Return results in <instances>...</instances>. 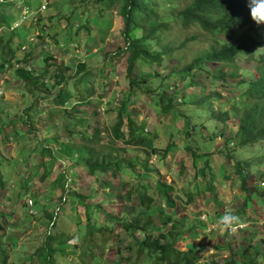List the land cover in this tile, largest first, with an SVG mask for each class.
I'll return each mask as SVG.
<instances>
[{"label":"trees","instance_id":"trees-1","mask_svg":"<svg viewBox=\"0 0 264 264\" xmlns=\"http://www.w3.org/2000/svg\"><path fill=\"white\" fill-rule=\"evenodd\" d=\"M17 1L22 0H0L2 11L0 12V74L5 73L7 70L11 73V76L13 75V77L10 76L7 79L6 83L8 84L11 80L16 79L14 84L17 86L24 85L34 98L38 97L39 100L54 99L56 112L65 116H68V113H70L67 111L70 107H72L70 110L72 112L79 107V104L91 109L84 116L75 118L74 121L66 119V122L63 124V129L67 132L68 136L65 142H60L59 153H61L62 158L74 163L69 168L75 166L82 167L87 177L96 179V181L99 180V176H109L112 179L119 176V181H121V178L127 171L135 173L137 167L142 172V174H135L139 180L137 187H133L132 191H127V199L131 201L134 196L137 203L131 209L134 210L129 217L125 212L120 217L114 215L113 212L107 213L101 209V200L96 204H91L93 209H96L105 216V220L116 224L115 227L124 233L122 239L126 238L125 240L127 241V248L124 249H126L127 253L130 252L129 255L131 257H122L119 253L115 263L264 264V251H262L264 241L261 239L255 241V238H257L256 230L248 232V234L243 236L237 234L239 240H237L236 246L229 242L228 237L232 238L229 233L220 231L222 236H225L223 243L226 248L223 249V252L226 251L228 253L225 258L220 260H217L218 255H220L219 253L214 254V258L202 259L201 253L197 254L199 250L197 249L198 246L194 244L189 245L185 251L177 248L176 243L185 239V235L193 237L200 235V232L204 231L211 217L206 216V223L198 220L200 224L188 227L184 225V217L173 219L172 215L176 207L175 197L171 195L173 194V189L165 182H160V180L155 183L157 186L155 190L158 195L164 198V208H169L171 214H167L161 205L153 209L154 198L148 194L151 185L149 172H152L150 166H148V159L146 157H135L127 160L120 155V153H123L121 151L127 150L126 146L140 147L143 155L146 153L147 157L150 156V153L152 155L158 154V149L156 148L147 149L151 145V140L154 141L155 134L147 133V131L144 133L146 123L136 124L128 112L129 107L133 103V98L137 94L143 93L153 101L154 106L160 113L169 115L168 124L164 125V129L169 133L168 140L171 142L164 148L162 158H167V155L174 146L172 138L176 137L173 133L177 130L187 139V142L182 140L186 151H190L194 159H203L205 166L208 165L212 153H218V155L220 154L222 157L231 160L232 173H235L240 178L244 193L249 192L242 197V201H240L242 204L235 209L234 214L239 215L245 220L247 218V210L250 209L252 201L256 200V203L263 202L264 190H260V187L252 191L247 189V178L249 175L245 169L250 166L249 163L241 162L232 156V151H235L237 148L245 149L246 147H251L253 151H255L254 147L263 146L264 148V53L256 56L253 55L255 51V53L261 52L257 49L260 40L262 37L264 38V33L257 30L259 25L254 23L250 17L248 0H78L83 4L86 2L100 4V12H97L99 16L105 11L115 9L122 23L119 34L123 40V46L116 47L112 56L116 58L126 57L125 77L128 83V90L121 92L122 97L117 107L114 108L116 113L115 123L105 129L101 125L99 126V120H90V118L99 117V110L95 106V103L92 102L93 99H90L91 92L87 95L88 100L83 97L79 102L72 103L73 95L66 87V84L70 80H73V78L66 76L65 73L68 67H65L63 63L54 64L53 57L46 54L44 55V65L41 70L39 68L36 70L34 67L30 68L31 61L35 59L34 57H38L34 56L36 53L34 51L23 53L22 58L15 59L17 50H20L22 46L24 47L20 40L17 47L12 48L13 39L16 35L20 37L18 33L21 29H17V32L16 29H9L12 26V18L7 15L9 14L8 12L7 14L5 13L3 7L9 6L16 12H20V10H17L18 7L14 8L13 6ZM25 1L27 4L28 0ZM180 1L188 2L182 6ZM46 4V6L51 7L53 2L48 1ZM180 5L182 7L177 8ZM162 10L166 11L162 12ZM75 11L74 9L71 14L73 15ZM28 12L30 11L28 10ZM47 17L48 19H52L53 14H48ZM67 20L69 26L73 24L69 17ZM5 24L6 26L3 27ZM78 26L86 29L88 27L86 22H80ZM174 27H178L181 32L186 34V37L180 42H178V38H172L171 31ZM192 28H195L204 35L203 43H206V45L204 44L205 48L197 52L195 58L189 64L184 65V67L178 66L175 70L168 73V75L177 76L182 81L184 80V87L193 86L195 89L192 93L180 98L179 92L176 89H173L169 93L166 85L148 84V81L158 73L157 70L155 71L152 68L153 64L159 65L165 59L169 62L174 53L180 52V49L185 47L188 42L199 39L200 36L198 34L191 32ZM239 30H242L239 37L233 38L232 41L226 39L228 36L231 39L230 31L239 32ZM3 34H7V38H4ZM76 41H79V39L76 38ZM27 44L29 43L27 42ZM70 44L71 42L66 45ZM246 55H249L250 59L256 61V73L258 77L254 76L247 83L243 80L240 82V85L247 86L241 95L237 96L238 99H241V106H232L236 109L232 114H229L227 108L218 107L217 114L215 111L210 112L208 109H203L205 104L208 107L213 106L212 100L219 101L217 100L218 98H221V100L227 99L223 95L221 96L220 92L210 91L212 81L208 80L209 75L213 78L212 80H220L224 82L225 86L229 85L231 78L225 79L224 67L233 66L239 56ZM109 56L110 54H107V58ZM208 64H214V66L209 67ZM136 67L143 69L137 75L135 74ZM146 67H150V69L146 70ZM92 69V67H89L84 62L78 63L75 69L78 78L74 79V85L80 84L85 76L90 75ZM100 69H103V67ZM49 73H51L50 78H47ZM199 75H205L207 82L203 84L198 83L196 77ZM230 75L235 76L233 71L230 72ZM50 80L52 81L51 84H49ZM202 89H204V93ZM36 105V103H30L22 110L19 119L7 121L3 124L2 128L0 127V144L9 139V130L15 129L18 122L25 126V134L30 135L37 132L30 115V112ZM188 107L191 108L192 115L191 113H187ZM194 109H203V114L207 116V119L218 118L224 126H226L225 123L227 121H234L235 126L233 128L236 127V131L231 136L228 135L232 133V129H228V132H230L228 135L224 129L219 133L213 132L209 134L205 123L200 122L197 125V123L192 122L191 117H195L193 116ZM178 119L183 121L182 130L177 129L175 126ZM214 121L217 120L214 119ZM123 127H126V132L123 131ZM213 131H215V128ZM72 136H76L79 142L76 143L72 139ZM218 138H220L219 141L216 140ZM35 139L37 145L31 146L28 150V156H24L21 152L18 153L21 165L17 169L20 170L24 166H29L28 161L31 153L38 154L39 159L35 164L37 166L34 168L42 170L43 174L37 182H42L48 177L50 180L49 187L52 190L59 189L61 191V195L59 196L60 203L64 202L67 198L69 202L71 199H76L81 203L80 205L84 209L86 220L82 222L77 217L75 218V224L81 225L84 223L82 242L88 241L87 244L94 243L95 247L99 246L103 250L110 240L114 241L117 239V234L109 236L111 230L106 224L103 223V225L97 226V222L93 221L87 213L90 205L85 203L87 200L95 198L96 193L93 190L87 192L86 188L73 190L71 188L73 187V182L70 180L66 172L67 170L62 169L53 176L51 170L55 162L63 160L56 155L54 149L47 145L43 139L38 138L37 135ZM58 141H60V138H53L54 143ZM212 141L214 142L213 148H211L213 151H210L208 143ZM116 142H119L121 147L117 146ZM195 143L205 153L198 155L197 150L194 148ZM231 145L232 148L229 149ZM200 147L199 150H201ZM45 155L48 157V160H45ZM69 158H74V160L72 161ZM257 159L258 165L264 166V154L258 153ZM64 163L66 165L67 161H64ZM194 167L196 168L195 175H205L203 167L197 168L196 165ZM226 168L227 166L225 170ZM27 177L29 179L33 178L30 177V174ZM211 177L214 179L215 175L211 173ZM223 177L227 178L228 176L223 175ZM6 181L7 179H4L2 176L0 177V189L4 192L8 191L7 186H9L8 183L10 184L9 180L8 183ZM103 182L104 187H111L108 184L109 181L104 180ZM125 186H128V184H125ZM21 187L24 190H28L27 181ZM70 189L71 192L69 191ZM206 189L212 195L215 213H218L221 217L223 212L219 209L223 208H220L221 206L218 204L217 189H215L211 181L206 183ZM183 194L186 198L185 203L188 204L194 202L197 196V193L189 192L186 189L183 190ZM16 196L22 200L23 206L25 205L24 200L29 198L26 194H21L20 192H17ZM31 197L33 198V207L39 206L42 209L44 204L41 200L44 197L39 198L35 192ZM7 207L2 203L0 204V219L6 218L9 215L12 216L16 203ZM61 207L57 209V212ZM54 210H44L41 215V223L46 226L47 232L44 236L43 244L35 250L30 263L35 260L37 263L42 264H56V257L54 255L60 254L62 256L67 249L68 242L73 239V236H68L63 232H59L58 234L51 232L57 224L56 212L54 213ZM8 211L10 212L8 213ZM5 226L6 224L4 223V228ZM17 233L19 232H13L9 239L16 238ZM3 235V227L0 224V264H6V257L8 256V242L2 241V239H8V236ZM12 243H14V239ZM91 252L92 247L91 249L87 247L84 251L85 254L90 255V259H94V255L92 256Z\"/></svg>","mask_w":264,"mask_h":264},{"label":"rangeland","instance_id":"rangeland-1","mask_svg":"<svg viewBox=\"0 0 264 264\" xmlns=\"http://www.w3.org/2000/svg\"><path fill=\"white\" fill-rule=\"evenodd\" d=\"M48 1L53 2L51 7L46 6ZM187 2L188 1H180L182 6ZM13 6L14 8L18 7L17 10H20V12H16L9 6L3 8L5 9V13L7 14L8 12L9 14L7 15L12 18V26L9 27V29H16V32L17 29H21L18 33L20 37L16 35L13 39L12 48H16L20 40L24 47L22 46L20 50H17L15 59L22 58L23 53L34 51L36 52L34 56L38 57H34V60H32V56L30 57L32 60L30 68L34 67L36 70L38 68L41 70L44 65V55L46 54L53 57L54 64L63 63L65 67H68L65 73L66 76H71L73 78V80H70L66 84V87L73 95V99L71 100L72 103L79 102L83 97L88 100L87 95L91 92L90 99H93L92 102L97 106L99 117L90 118V120H99V126L101 125L104 129L113 125L116 121L114 108L117 107L122 97L121 92L128 90V83L125 77L126 57L116 58L112 56L116 47L123 46V40L119 34L122 23L115 9H110V11L107 12L105 11L99 16L97 12H100V4H95V2H86L83 4L78 0H28L27 4L25 0H22L14 3ZM182 6L180 5L177 8H181ZM74 9L76 11L72 15L71 12ZM28 10L30 12H28ZM165 11L166 10H162V12ZM0 12H2L1 8ZM48 14H53V18L48 19ZM68 17L73 23L72 25L70 24V26L67 20ZM80 22H86L88 25L87 29L79 27L78 24ZM5 26L6 24L3 27ZM257 30L264 33V24L259 25ZM191 32L198 34L200 36L199 39L188 42L185 47L180 49V52L174 53L169 62L165 59L159 65L153 64L152 68L155 71L157 70L158 73L154 75V78L148 81V84L166 85L169 93H171L173 89H176L179 92L180 98L191 94L195 89L193 86L186 88L184 87V80L182 81L177 76L168 75L170 71L175 70L178 66L184 67V65L189 64L195 58L197 52L205 48L206 43H203L204 35L195 28H192ZM230 32L231 39L229 36L226 39L232 41L233 38L239 37L242 30H239V32ZM171 34L172 38H178V42L186 37V34L181 32L178 27H174ZM3 37L7 38V34H3ZM76 38H78L79 41H76ZM27 42L29 44H27ZM70 42V45H66ZM257 50L261 52L255 53V51L253 53L254 56L264 53L263 37L260 40ZM107 54H110L108 58ZM82 62L88 64V66L93 69L90 75L85 76L81 80V83L76 86L73 83L74 79L78 78L75 69L76 65ZM208 66L213 67L214 64H208ZM101 67H103V69H100ZM149 69L150 67H146V70ZM142 70L143 69L136 67L135 74L137 75ZM223 71L225 79L231 78V83L229 85L225 86L222 81L212 80L213 78L211 75H209L208 80L210 79V81H212L210 91L216 90L219 92L220 90L223 93V97L227 99L219 101L218 104H216L217 101H214L215 105L209 107L205 105L204 107L210 112H216L218 107L227 108L229 114H232L236 111L232 106H241V99H238L237 96H240L247 87L240 85V82L243 80L247 83L251 81L254 76L258 77L256 73V61L250 59L249 55L239 56L233 66H225ZM231 71H233L235 76L230 75ZM50 74L51 73L47 75V78H50ZM10 76L11 73L7 70L5 73L0 74V127L2 128L3 124L7 121L19 119L22 110L26 106L30 103H36L37 105L30 112V115L37 132L30 135L25 134V126L18 122L16 123L17 126L15 129L9 130V139L0 144V175L4 179H7V183L8 180L10 182V184L8 183L9 186H7V192L0 189V204L2 203L7 207L16 203L12 216L9 215L6 218L0 219V224L4 232L3 236H8V239H2L3 242H8L6 264H42L37 263L35 260L30 263V259L35 250L43 244L44 236L47 232L46 226L41 223V215L44 210L51 211L52 209L56 210L53 212H56L57 224L51 232L53 234L63 232L68 236H73V239L68 242L67 249L62 256L60 254L54 255V257H56V264H116L115 260L119 253L122 257H131L129 255L130 252L127 253L126 249H124L127 248L126 238L122 239L124 233L115 227L116 224L105 220V216L96 209H93L91 204H96L101 200V209L105 210L107 213L113 212L114 215L120 217V215L125 212L129 217L134 210L131 209L137 203L134 196L131 201L127 199V191H132L133 187L136 188L137 184H139V180L136 178L135 174H142L140 168L137 167L135 173L127 171L122 178L120 177L122 182L119 181V176L114 179L109 176H99V180L96 181V179L87 177L82 167L75 166L69 168V166L74 163L62 158L61 153H59L60 142H65L68 136L67 132L63 129V124L66 122V119L74 121L75 118L84 116L86 112H89L90 108L79 104V107L72 112L70 111L72 107H70V109L67 110L70 113H68V116H65L56 112V103L54 99L39 100L38 97L34 98L24 85L17 86L14 84L16 79L11 80L7 84V79L10 78ZM11 77H13V75ZM196 80L198 83L202 84L207 82L205 75L197 76ZM51 83L52 81L50 80L49 84ZM220 87H224L225 90L223 88L220 89ZM202 92L204 93V89H202ZM128 112L129 116L135 120L136 124L140 125L142 122L146 123L144 133L147 131V133L155 134L154 141L151 140V145L147 149H158L157 155H152V153H150V156L147 157L146 153L143 155L140 147L134 148L130 146H126L127 150L121 151L123 153H120V155L127 160L135 157H146L148 159V166H150L152 170V172H149L151 185L148 194L154 198L153 209L161 205L167 214H171L169 208H164V198L158 195L155 190V188H157L155 183L160 180V182H165L173 189V194L171 195L175 197L176 200V207L174 208L175 216H173L174 214L172 215L173 219L184 217V225L188 227L190 225L194 226L200 224L198 220L206 223L203 218L206 216L211 217L204 231L200 232V235H196L195 237L185 235V239L177 242L176 247L181 251H185L189 245L194 244L198 246L197 249L199 250L197 254L201 253L202 259L213 257L214 254L218 253L220 255H218L217 260L225 258L228 255L226 251L223 252V249L226 248L223 243V238L225 236H222L219 230L212 227L220 216L218 213H215L213 206L214 201L211 193L206 189V183L211 181L215 189H217L218 204L221 206L220 208H223L219 209L223 212L222 214L227 211L234 213L235 209L241 206L242 202L240 201H242V197L249 192L244 193L240 178L235 173H232L233 168L231 160L222 157L220 154L218 155V153H212L208 165L205 166L203 159H194L190 151H186L183 141L187 142V139L177 130L173 133L176 137L172 138L174 146L167 155V158L164 159L162 158L164 148L171 142L168 140L169 133L164 129V125L168 124L169 115L160 113L154 106L153 101L143 93L137 94L133 98V103L129 107ZM193 112V116L195 117H191L192 122L197 123V125L200 122L205 123L209 134L213 132L219 133L224 129L225 133L228 135L230 133L228 129H232V133L228 135L231 136L234 134V131H236V127L233 128L235 122L232 120L227 121L225 123L226 126H224L218 118L214 117L211 120L207 119V116L203 114V109H194ZM187 113H191L192 115L190 107L187 108ZM214 119L217 121H214ZM182 124L183 121L178 119L175 126L177 129L182 130ZM214 128L215 131H213ZM123 131L126 132V127H123ZM36 135L53 148L56 155L63 160L55 162L51 170L53 176L62 169L65 171L67 170L66 172L73 182V187H71L73 190L76 191L81 188H86L87 192L93 190V192L96 193L95 198L89 199L85 203L90 205L87 213L93 221L97 222V226L103 225V223L106 224L111 230L109 236H115V234H117V239L114 241L110 240L103 250L99 246L95 247L94 243L87 244L88 241L82 242L84 223L81 225L75 224V218L77 217L82 222L86 220L84 209L80 205L81 203L76 199H71L69 202L68 198L60 203L59 196L61 195V191L59 189L52 190L49 187L50 180L48 177L42 182H37L39 177L43 174L42 170L34 168L37 166L35 164L39 159L38 154L31 153L28 161L29 166H24L22 167L23 169L21 168L20 170L17 169L21 165L18 153L21 152L24 156H28V150L31 146L37 145L35 139ZM55 137L60 138V141L54 143L53 138ZM72 139L76 143L79 142L76 136H72ZM115 144L121 147L119 142ZM213 144V141L208 143L210 151H213L211 149L213 148ZM199 147L200 146L195 143L194 148L197 150L198 155L205 153L201 147V150H199ZM231 148L232 145L229 149ZM254 150L255 151H253L251 147H246L245 149L237 148L235 151H232L233 157L241 162H247L250 165L245 169L249 175L247 178V189L249 191L258 187H260V190H264V166L258 165L256 162L258 160V153L264 154V148L263 146L258 148L254 147ZM44 158L48 160L46 155ZM69 159L72 161L74 160V158ZM64 161H67L66 165ZM195 165L197 168L203 167L205 169L204 176L201 174L195 175ZM226 166L227 168L225 170ZM179 172H181L180 176ZM211 173L215 175L214 179L211 177ZM28 174L33 178L29 179L27 177ZM223 175L228 177L222 178ZM104 180L109 181L108 184H110L111 187H104ZM25 181L28 183V190H24V188L21 187ZM125 184H128V186H125ZM184 189L189 192L197 193L194 202L189 204L185 203L186 198L183 194ZM69 191L71 192V189ZM17 192L26 194L29 197L24 200V206L22 205V200L16 196ZM34 192L38 194L39 198L44 197V199L41 200L44 204L42 209H40L39 206L33 207L32 205L33 198L31 196ZM60 206L62 207L57 212ZM9 212L10 211H8V213ZM246 217L248 220L245 222L248 227L235 234L230 233L232 238L228 237L229 242L234 246H236L237 240H239L237 234L243 236L253 230L257 231V238H255V241L260 239L264 241L263 205H258L253 201V205L247 211ZM4 223L6 224L5 228ZM13 232H19L16 238H13L14 243H12L13 239H9ZM87 247L89 249L92 247L91 254L92 256L94 255V259H90V255L84 253ZM119 250H121V252H119ZM262 251H264V244L262 245ZM121 264L132 263L124 262ZM138 264L143 263L139 262Z\"/></svg>","mask_w":264,"mask_h":264},{"label":"clouds","instance_id":"clouds-1","mask_svg":"<svg viewBox=\"0 0 264 264\" xmlns=\"http://www.w3.org/2000/svg\"><path fill=\"white\" fill-rule=\"evenodd\" d=\"M248 7H249V13H250V17H251L252 21L254 23H256L257 25L264 24V0H248ZM222 88L223 87H220V89H222ZM214 92H216V90ZM219 92L221 95H223V93L220 90H219ZM217 100L221 101V98H218ZM214 101H216V100L211 101L213 103V105L215 104ZM219 101H217V103ZM205 105H207V104H205ZM203 109H206V107H203ZM219 139L220 138H218V140ZM254 201L256 202V200H254ZM257 204L258 205L262 204L264 207V200H263V202L257 203ZM203 219L206 221V217ZM247 220H248L247 218L245 220H243L239 215H236L231 211H227L221 217H219L216 220V222L212 225V227L216 230L221 231V232H227L229 234L230 233L235 234V233H237L241 230H244L248 227L247 223L245 222Z\"/></svg>","mask_w":264,"mask_h":264},{"label":"crops","instance_id":"crops-1","mask_svg":"<svg viewBox=\"0 0 264 264\" xmlns=\"http://www.w3.org/2000/svg\"><path fill=\"white\" fill-rule=\"evenodd\" d=\"M253 201H254V200H253ZM253 201H252V205H253ZM252 205H251V207H252ZM251 207H250V208H251ZM248 210H249V209H248ZM248 210H247V211H248Z\"/></svg>","mask_w":264,"mask_h":264},{"label":"built area","instance_id":"built-area-1","mask_svg":"<svg viewBox=\"0 0 264 264\" xmlns=\"http://www.w3.org/2000/svg\"><path fill=\"white\" fill-rule=\"evenodd\" d=\"M44 7V6H43Z\"/></svg>","mask_w":264,"mask_h":264}]
</instances>
